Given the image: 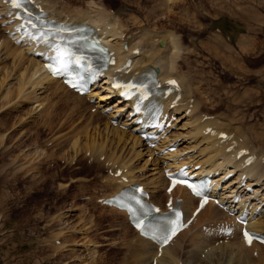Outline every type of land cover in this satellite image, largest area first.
Masks as SVG:
<instances>
[{
  "label": "rangeland",
  "instance_id": "374dc122",
  "mask_svg": "<svg viewBox=\"0 0 264 264\" xmlns=\"http://www.w3.org/2000/svg\"><path fill=\"white\" fill-rule=\"evenodd\" d=\"M56 5L67 10L79 6L92 12L91 15H96L95 11L102 6L114 18L125 22L128 36L137 34L141 28L154 26L157 30L169 29L177 33L187 48L178 60V69L189 79L192 75L199 84L196 97L202 96L201 111L206 110L208 113L203 112L206 116L213 114L204 118L214 117L228 124L227 130L244 127L254 147L264 149V0H174V4H168V0H60ZM216 16L242 20L239 25L245 31L224 21L218 28H212L211 18ZM4 27L0 26L3 39ZM229 30L235 33L233 37ZM239 35L258 37L262 45L256 39V44L252 47L248 44L245 52L241 47L237 52ZM138 37L148 40V35ZM0 45L3 50L0 57V264H124L123 256L131 248L125 240L133 231L126 225L125 213L117 214L94 198L110 188L101 179L107 174L102 164L104 158L89 160L85 145L96 131L112 135L113 125H106L108 119L104 114L114 110L112 107L105 112L102 110L107 103L114 105L116 98L108 99V88L102 80L88 93H92L91 98L81 103L78 97L72 98L57 87V82L35 83L37 78L45 76L42 71L38 70L36 73L41 74L31 79L32 70L29 78L26 74L22 79V72L31 65L30 59L23 58L26 51L14 62L16 54L10 58L7 46ZM180 117L171 130L174 138L182 133L180 143L184 146L178 150L192 146L193 154L187 158L193 162L207 158L208 153L211 156L214 153L209 143L211 139H204L207 146L202 140L203 134L195 132V118ZM78 137L81 149L72 145ZM134 141L130 138L121 143L119 151L131 158L136 175L150 182V188L163 196L162 187L153 182L162 177L157 168L161 165L157 164L159 159L152 156L146 144ZM109 146L114 147L113 140ZM73 155L76 161L67 163V158ZM228 240L219 238L214 244ZM180 242L181 254L183 252L185 257L187 250L192 248L190 233ZM207 251V247L200 251L201 256ZM129 260L126 259V263H130Z\"/></svg>",
  "mask_w": 264,
  "mask_h": 264
},
{
  "label": "bare ground",
  "instance_id": "6f19581e",
  "mask_svg": "<svg viewBox=\"0 0 264 264\" xmlns=\"http://www.w3.org/2000/svg\"><path fill=\"white\" fill-rule=\"evenodd\" d=\"M42 1L48 8L51 9V7H52L55 10L54 11L53 9H51V11H53V14L58 16L61 19L70 18V19H75L78 21L86 19V20L94 23L95 25H97V24L100 25L101 26V32H103V34L107 37V40L110 43H112V47H114L116 49L117 56L121 60V62L126 60L129 56H131L133 58L130 70H128L129 68L122 70V73L126 76V79L130 78L131 75L139 74L140 70H146V69H152L153 71H157L161 77V80H164L170 76L178 77V79L181 82V85L183 86V90L181 92L182 96L178 100V104L176 106H171L172 99L174 98V95H171L169 97V99L166 100L167 102H166L165 110H169L170 113L174 112L177 115L180 114V116H182V117L183 116L184 117L189 116L190 119L195 118L193 121V123L194 122L196 123V126H194L195 132H197L198 135H199V133L203 134L202 140L205 139L206 141H209L211 139L209 141V143L211 144L210 146L214 148V151H213V149H211L214 152L211 154V156H208V154H209L208 153L207 158H203V157H202V159L199 158L198 160H196V162H193L194 165H196L197 162L201 161L202 163H204L205 166H208L209 168H211V166H212L211 171H213V176L214 177L217 176L216 179L219 182L222 179H224V176H226L229 171H235V170L237 171L238 170V173L236 175L230 177V179L228 180V182H229L228 185H231V186H238L243 181H245L248 184H258V183L263 184L264 183V161H262V155L264 154V149L263 148L258 149L259 147L256 149L254 147V145L250 141V137L248 136L247 131L244 129V127H242V128H240L238 126L230 127L227 130L228 124H225L224 122H220L219 120H217L214 117H209L207 119L204 118L205 117L204 115L206 113H203L201 111L202 101L200 99L202 96L200 98L196 97L197 91L199 92V90H200V86H198L199 84H197L195 82V79L192 77V75L189 79L185 74H183L178 69V65H177L178 60L181 57V53L184 52L187 48L184 47V45L182 44L181 39L178 37L177 33L175 34L173 31L166 29V28H165L166 30H164V29L157 30L154 26V27H150V28H141V31L137 32V34L133 33V34H130L128 36L127 35L128 33L125 32V30L127 29L125 22L123 20H120L119 17L115 16V18H114L109 13V11L107 9L103 8L102 6H101V8H98L97 11H95V12H97L96 15H95V13H94V15H91L92 12L90 14L84 8H79V6H74V7H72L73 9L71 11H69L67 14H65V16H63L61 13H63L64 10L62 8L61 9L57 8V6H56L57 1H55V3H52V4L45 3L46 2L45 0H42ZM89 1L90 0H88V2ZM0 2L2 4V0H0ZM172 3L174 4V0H168V4H172ZM97 6H95V7L97 8ZM0 7H1L0 12L3 13L2 17L4 16L3 19L2 18L0 19L1 22L3 20L5 22H9L11 17L14 18V15H11V17H10V15L7 12H5L6 9H4V5H2ZM90 7H91V5H90ZM58 9L61 11H57ZM74 9L76 11H74ZM88 9H90V8H88ZM93 10H94V7H93ZM72 11H74V12H72ZM250 15L252 16L253 14H250ZM254 15H253V17H256ZM165 16L166 15H164V17ZM251 16L249 18H251ZM167 17H169V16H167ZM136 18L137 17H135L134 20ZM15 22H16V20H13L10 23V25H12ZM6 26L8 27V25H5L4 30H6ZM139 27H141V25H139ZM122 34H123V36H122ZM140 35H142V36L148 35V38H147L148 40L143 41L142 39H140L138 37ZM257 38L258 37H255V36L253 37V36L239 35L237 43L235 42L236 47H237V52H238L239 47H241V51L245 52V49L249 48L248 44H250L251 47H252V45L256 44ZM16 39H17V36H14L13 38L12 37L9 38L8 35L5 33V38L3 39L2 43H3V46H5V47L7 46V48L10 50V56H9L10 58H12V56L14 54H16V57L14 58L15 59L14 62H16V60H18V58L20 59V55L22 57V55L25 53V51H26V53H25L26 55L23 58H26V59L28 58L31 60V65L30 66L28 65L24 69V71L22 72V74H23L22 79H24V76L26 74L28 77V75H30L31 71L33 70L31 73L32 76L30 77L32 79L36 74L37 75L41 74V72L36 73L39 70V71H42L45 74V76L43 78H40V79L37 78L38 80H36V78H35V80H36L35 83H40V82L43 83V80H46L47 82H51V84H52V82H57L59 84V86L56 85L57 87H61L62 89H64L67 93L72 95V98L78 97V100L81 103L84 101L85 98H87V97L91 98L92 93L88 94V95L79 94L78 92L74 91L73 89L67 87L63 83L61 78L54 75L53 72L49 70V68L45 64L46 59L42 58L41 55H37V53H36V50H39L42 48L37 43V41L33 42L32 44H25L24 43L25 40H22L23 42H20L18 44V43H15ZM122 40H124V41H122ZM258 42L261 43V40L259 39ZM126 43H127V45H126ZM14 44H16L17 47L14 46ZM261 45H262V43L260 44V46ZM228 46H229V44H228ZM135 47L139 48L138 52L134 51ZM19 48H20V50H19ZM1 50H0V57H1V54L3 52V50L2 51ZM252 50H253V48H250V51H252ZM27 53H29L30 56H28ZM215 55L218 56L217 54H215ZM14 62H13V64H14ZM2 64H3V62H2ZM118 64L119 63H117L115 66H117ZM110 72L114 73L117 71L115 69H111ZM6 76H8V75L6 74ZM22 81H24V80H22ZM194 84L198 87H196ZM31 85H32V81H31ZM106 87L108 88L107 85L105 86V88ZM22 88H23V82H22L21 86L18 88L19 93H21ZM91 89H95V88H93V85H92ZM56 90H58V88H56ZM109 91H111V93L109 92V96L107 94L108 99L113 98V97L116 98L115 102H113L114 105H112V108L114 111L113 112L110 111L109 113L104 114V117L106 116L108 119L106 125H108V124H110V126L113 125L112 126L113 133L110 136L109 133H107V135H105V134L103 135V133L100 134V132L97 133V131H96L95 135H92L90 142L85 141L86 142L85 143L86 149H89L92 153H94L95 157H96V155L100 156L102 153L107 152V155H108L107 160L111 161V164L118 163L119 165H121L124 168V171L118 176L106 174L101 178L102 182L104 184L108 185V188L110 187V190L108 192H106L105 194H111V193L118 192V190L121 189L123 186L129 185V184L133 183L135 180L144 182V184L148 188H150V182L142 180L141 177H139V178L136 177V172H135L136 166L132 165L131 164V162H132L131 158H126L127 156H125V154L122 153V151L120 152L119 148H118L119 145H121V143H126L127 139L129 140L130 138L135 139V141H134L135 144L140 143V145H142V144L144 145L145 142H144L143 138L141 137L140 133L134 132L131 128H126V127L122 126L123 124H131L132 122L137 120L138 117L140 116V113L137 112V113L132 115L131 113H132V110L134 109V107H131V108L128 107V109H127L129 102L124 101L121 95L115 96V94H117V90L115 92H113V90H111L109 88ZM6 96L7 95H5V97ZM69 98H70V96H69ZM37 100H39V99H37ZM68 100L69 99H66V101H68ZM101 100H104L102 98V96H101ZM105 100H107V99H105ZM77 105H79V104H77ZM106 106H109V104L107 103ZM106 106H104V109L102 111H105ZM101 107H102V105L99 108L100 110L102 109ZM186 111H188V112H186ZM100 116L101 115L99 114L98 118H100ZM102 116H103V113H102ZM180 116H177L176 119L178 120ZM115 117H117L118 120L121 118V121H119L118 124H116V125L112 123V120ZM123 118H125L124 121H122ZM89 123L91 124L93 122L90 121ZM210 125L213 127V130L207 131L206 128ZM220 130L227 131L228 136H226V137L220 136L219 135V133L221 132ZM232 130H234V131H232ZM232 132H233V134H231ZM167 133L168 134L164 137V139H161L158 142V144L156 145V148H162L165 145H167L168 143L172 142V140L173 141L176 140L172 136L173 135L172 133H170V132H167ZM98 136L100 137L99 140H97ZM257 136H258V134H257ZM195 138H196V135H195L194 139ZM87 140H88V138H87ZM111 140H113L114 147L109 146ZM79 141L80 140L78 137L73 142L74 144L72 143V145H74V147L76 145V147H75L76 149H78L80 147ZM230 142H234L238 146L233 151L228 150L227 145ZM200 144H201V140H200ZM206 144H207V142H206ZM242 145L248 146L252 152H255L258 155V157L254 160V162L252 164L245 165L244 161H238L236 154H237L238 148L241 147ZM207 146H209V145L207 144ZM207 146L204 147L203 149L206 150L205 148H207ZM147 147L150 149V151H151L150 153L155 152L154 147H151V146H147ZM79 149H81V148H79ZM178 149L179 148H177V150ZM200 151H202V148L200 149ZM203 151H202V153H203ZM179 152H180L179 150L178 151L175 150L173 152H168L166 155H175ZM163 158L164 157L159 158V156L156 157V159L157 160L159 159V162H160L157 164H161V165H158L157 168L159 169L158 172H162V177L159 180H157V178L155 180H153V182L156 183L155 186L158 185V187L159 186H160V188L162 187L161 189H165V185L168 182L166 180L165 174H164L165 167L169 164H172V162H168V163H166L167 165L163 166V164L165 162V159L163 160ZM184 161H187V160L186 159L182 160V162H184ZM102 164L104 165V162ZM155 165H156V163H155ZM246 183L244 184V187H242V189L245 188ZM154 189L155 188H153V187L150 188L152 196L157 201H160L163 203L166 200V197L168 195L165 192H163V193L161 192L163 194V196H162L160 193L155 192ZM176 190H177L179 195L184 196V201L182 203V206H183V209L186 210L187 216H188L193 211L197 201H196L195 197L189 193V191L186 189V187L181 186V187H178ZM261 190H262V192H261ZM261 190L259 192V188H256V191H254L255 192V198H250V197L244 196V198L241 200V202L237 203L236 207H240V209H242L246 206L247 208L251 209L254 213L257 212L256 217L254 218V221H253V225H254L253 228L256 230H260V231L263 230L264 231V208H261L262 205L264 204V187H262ZM160 196H162V197H160ZM103 206L110 208V210L114 211L117 214H119V212L125 213V215H123V216H125L127 219V221L125 220L126 225H127V227L130 226L133 230V232L131 231L132 236L127 240V243L129 244V246H132L133 249H129V253L125 254L123 256V259H125L124 264H154V258L157 259V264H175V263H180V261H183V264H264V243L260 244V243L253 242V244L249 246L246 243V241L243 240V238H242V235H241L242 225L240 227H238V230H235L232 235H229V236L233 237V239L230 238V241H228V242L225 241L224 243H222L223 242L222 241L221 243H217L218 245L214 244V246H212L210 249H208V247H207L208 252L206 253V255L204 257L201 256V254H202L201 252L204 250L205 246H208V244H210V243H214L216 239H219V237L217 236L211 240V237H209V234H206L205 230L200 225L196 231L190 233V241L192 242V248L187 250L185 257H183V258L181 257L183 252L180 255V250L183 248V247L181 248V242L180 241L182 240V237L185 236V234H187L190 230H192L194 228L193 226H192L193 228L189 227L188 229L183 230L176 237L175 240H173L170 244H168L167 246L162 248L161 254L158 255L159 245L157 243H155L152 240V238L150 239L148 237L141 235L139 230H137L136 228H133L130 225L129 220H128V214H127V212H125L124 209L117 208L116 206L110 205L108 203L103 204ZM218 213H219L218 206L211 202L204 209H202V211L198 215L197 223H194L193 225H197L200 221L201 222H207V224H209L213 221L219 220L221 217H219L220 214H218ZM257 215H259V217H257ZM227 217H228L227 219L230 218L233 220L235 216H233V214H229V216H227ZM222 237H225V236H222ZM218 242H219V240H218ZM60 244H63V243H60ZM210 245H212V244H210ZM59 247H63V245L62 246L60 245ZM59 247H57V248H59ZM127 249H128V246H127ZM254 249H258L257 250L258 253H257L256 257L253 254H250V252H253ZM235 251H236V255H233ZM205 252H206V250H205ZM126 259H130L129 260L130 263H126L127 262Z\"/></svg>",
  "mask_w": 264,
  "mask_h": 264
},
{
  "label": "snow or ice",
  "instance_id": "6c2138e0",
  "mask_svg": "<svg viewBox=\"0 0 264 264\" xmlns=\"http://www.w3.org/2000/svg\"><path fill=\"white\" fill-rule=\"evenodd\" d=\"M29 2L30 0H10V4L12 8L17 9V10H23L25 13H27V16L29 18L27 19L26 23L31 25V27L35 28L36 25L32 23L31 18H30L31 13L28 12L27 8L25 7V5ZM17 17H18V14H17ZM37 19H39V17H37ZM21 27H24V25L21 24ZM61 31H64V30H61ZM29 35H31L33 39L44 38V42L46 44H49V47L55 51V56L49 58L51 60V63L47 65L49 70L52 71L54 75H59L60 73H64L67 75L70 67L73 65L79 66L85 71H87V67H90V66L86 67L87 57L82 54V50L89 47V42L83 37L70 38L67 40H65L63 37H60V40L62 41V43L57 42V43L52 44L49 42L47 38V34L44 32H41L39 37L32 35L31 33H29ZM95 47L96 45L94 43L91 44V48L93 50L95 49ZM101 51H103V49H101ZM109 62L111 63L113 61H109ZM169 83L174 84L175 82L169 81ZM72 86L77 87L76 84H72ZM129 87H134V86L129 85ZM144 98L145 99L147 98L146 94ZM178 182L187 184V186L191 188L196 195L201 194L193 184H190L187 181H175L174 180L173 187H175L176 183ZM171 190L172 189L170 188L169 191ZM132 199L135 200L137 204L140 203L139 200H136L135 197H132ZM204 203H206V201H203L201 203V207L204 206ZM140 207H141V211L143 214V218L137 220L136 227L140 229L141 233L144 235H148L149 232H153L154 234L155 230H154V226L152 225V223L151 222L145 223V221L147 220L148 216L151 214L152 211L159 212V209L144 210L143 205H141ZM175 216H176V220L165 218L164 220L160 221L159 229L163 232H167L168 225L170 224H176L179 227L178 221H179L180 213L176 212ZM175 232H176V229L174 228L172 230V235H175ZM244 237H245L246 242L249 244V246L253 243L254 238L260 239L258 237H254L253 234H250L247 231L244 232ZM260 242L264 243V239H261Z\"/></svg>",
  "mask_w": 264,
  "mask_h": 264
}]
</instances>
